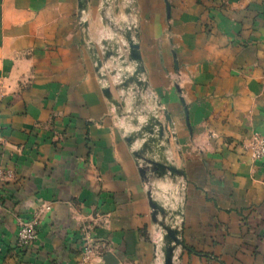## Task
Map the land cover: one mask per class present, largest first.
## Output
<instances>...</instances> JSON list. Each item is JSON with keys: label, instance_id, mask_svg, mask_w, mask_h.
Wrapping results in <instances>:
<instances>
[{"label": "crops", "instance_id": "obj_1", "mask_svg": "<svg viewBox=\"0 0 264 264\" xmlns=\"http://www.w3.org/2000/svg\"><path fill=\"white\" fill-rule=\"evenodd\" d=\"M115 2L116 23L129 24L127 0ZM101 5L87 0L85 29L77 0H0V264H78L85 237L89 264L106 253L161 264L123 140L134 128L88 54L110 39ZM133 14L142 79L169 115L167 155L184 173L175 264H264V157L253 162L250 147L264 139V0H134ZM108 79L117 99L118 75ZM33 216L37 238L20 252L16 219Z\"/></svg>", "mask_w": 264, "mask_h": 264}, {"label": "water", "instance_id": "obj_2", "mask_svg": "<svg viewBox=\"0 0 264 264\" xmlns=\"http://www.w3.org/2000/svg\"><path fill=\"white\" fill-rule=\"evenodd\" d=\"M101 4V17L110 29L112 37L100 43V56L94 45L89 42L88 54L94 63V71L102 82L103 96L114 108L118 109L119 116L128 118V123L134 128L132 131H125L123 140L131 150V156L137 163L139 177L146 188L150 220L155 233L159 235L156 252L161 254V264H175L178 251L184 248L180 227L183 201L179 200L180 202L175 206V199L171 197L169 203H165L157 186L158 181L169 179L170 182L176 183L184 178L183 171L177 168L167 155L171 137L167 132V128L171 129L170 118L154 97L147 92L148 84L142 79L145 71L139 52L137 29L131 23L124 25L114 22L115 0H101ZM86 5L87 0H77V18L80 21ZM131 11L132 5L128 2L123 13L130 17ZM81 25L82 28H87L86 22L81 21ZM121 50L125 54H122ZM110 59H114L119 67V77L113 89L115 92H122V96L119 97L120 101L113 98L108 83V76H113L115 71H102V66ZM128 68H131L130 71ZM128 94L131 95L132 106L130 109L123 110L121 101ZM145 101L154 102V107L147 109ZM160 113L163 121L159 119ZM138 118L143 119L141 123ZM181 187L179 184V189ZM103 261L105 264H117L115 257L109 253L105 254Z\"/></svg>", "mask_w": 264, "mask_h": 264}, {"label": "built area", "instance_id": "obj_3", "mask_svg": "<svg viewBox=\"0 0 264 264\" xmlns=\"http://www.w3.org/2000/svg\"><path fill=\"white\" fill-rule=\"evenodd\" d=\"M4 139L1 134L0 129V145H2ZM251 147V159L253 162H257L263 159L264 157V139L260 136L255 135L250 143ZM7 177H9L8 173L3 171L0 168V193L2 189V184L6 181ZM16 226L18 229L15 247L18 251H25L28 247H30L37 238V226L38 220L37 217H32L29 220H22L20 218L16 219ZM85 247L84 251L81 255V259L78 264H89L92 257V247L89 244L88 240L85 237ZM156 240L154 244H156ZM157 252L155 251V254Z\"/></svg>", "mask_w": 264, "mask_h": 264}, {"label": "rangeland", "instance_id": "obj_4", "mask_svg": "<svg viewBox=\"0 0 264 264\" xmlns=\"http://www.w3.org/2000/svg\"><path fill=\"white\" fill-rule=\"evenodd\" d=\"M127 2H130L131 3V5H132V12H131L130 17L128 18V20L127 19H125V20H127L128 22L130 21V23L133 25V27L136 28L135 27V25H136V18H135L134 14H133V1L132 0H127ZM113 10H114L113 19H114V22L116 23L115 19L121 18V15H120L121 6H117V2H116V4H114V6H113ZM127 21H125V22H127ZM103 22H104V20H103ZM104 25H105V22H104ZM105 26L107 27V25H105ZM107 29L109 30V33H110V37L109 38L111 39L112 33H111V31H110V29L108 27H107ZM120 43H122V42L120 41ZM121 53L122 54H125V52L123 50H121ZM111 61L113 62V66H114L113 70L115 71V73H114L113 76H110V77L112 78V77H114L116 75H118V77H119V67L115 63V60L114 59H111ZM128 70H129V68H128ZM112 88H113V84H112ZM117 94H118V92H117ZM121 96H122V92H120L117 100H119L120 99L119 97H121ZM130 99H131V96L128 94L125 97V99L123 101H121L123 103V110L124 109H130L131 108V106H129V104L127 103V100H130ZM151 103H154V102H151ZM131 104H132V101H131ZM159 116H162V114L160 113ZM162 120H163V117H162ZM167 129L169 130V128H167ZM179 184L182 186L180 189H179ZM157 186H158V188L161 191L160 195H161V197H162V199L164 200L165 203H167V202L169 203V198H171V197L175 199V201H174L175 202V206H176V203L179 202V200H182L183 201L184 184L181 181V179H179L176 183L170 182L169 179H165L164 181H158L157 182ZM180 190H181V193H180ZM156 234H157V236H156V241H157L159 235H158V233H156ZM156 245H157V242H156V244H154V259H156V262H158V254L159 253H156L155 254Z\"/></svg>", "mask_w": 264, "mask_h": 264}, {"label": "bare ground", "instance_id": "obj_5", "mask_svg": "<svg viewBox=\"0 0 264 264\" xmlns=\"http://www.w3.org/2000/svg\"><path fill=\"white\" fill-rule=\"evenodd\" d=\"M122 24H124V25H129L128 23H122ZM179 202H180V201H179ZM179 202L176 203V206L178 205ZM158 256H159V255H158ZM158 261H159V260H158ZM159 262H160V261H159Z\"/></svg>", "mask_w": 264, "mask_h": 264}]
</instances>
